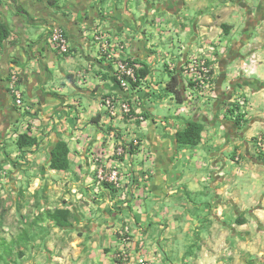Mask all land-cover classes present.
Segmentation results:
<instances>
[{
  "label": "crops",
  "instance_id": "obj_1",
  "mask_svg": "<svg viewBox=\"0 0 264 264\" xmlns=\"http://www.w3.org/2000/svg\"><path fill=\"white\" fill-rule=\"evenodd\" d=\"M193 3L0 0V24L9 28L0 42V196L5 206H34L30 215L21 210L14 231L0 229V264H138L140 255L151 264H264V157L254 147L264 133V8L254 10L246 0V15L241 7L192 15L187 8ZM250 14L261 21L249 22ZM55 26L65 29L69 53L51 45ZM97 29L120 55L141 65L137 90L123 89L115 62L99 58L88 34ZM210 43L227 46L211 60L215 96L191 102L186 78L177 72L179 102L167 88L172 74L165 52L173 51L178 61ZM241 65L247 66L242 73ZM14 68L33 107L28 113L10 91ZM79 70L85 81L76 77ZM111 93L131 102L146 121L129 125L110 116L102 101ZM240 95L253 104L243 120L231 112ZM157 104L169 113L158 114ZM182 104L190 111H181ZM191 120L204 125L202 139L181 146L176 132ZM20 131L37 144L18 148ZM135 140L154 157L145 196L133 190L140 174L134 157L123 161L134 171L127 198L107 182L97 192V167L108 171L115 147ZM59 141L69 148L65 170L51 167ZM57 207L73 212L71 225L46 215ZM125 226L134 235L127 261L116 257Z\"/></svg>",
  "mask_w": 264,
  "mask_h": 264
},
{
  "label": "built area",
  "instance_id": "obj_2",
  "mask_svg": "<svg viewBox=\"0 0 264 264\" xmlns=\"http://www.w3.org/2000/svg\"><path fill=\"white\" fill-rule=\"evenodd\" d=\"M172 25V24H171ZM178 33V32H177ZM91 34L93 43L98 50L99 58L106 57L115 62L116 76L121 87L127 91H135L139 88L142 78L139 73L141 65L130 58H124L120 53L113 48L111 40L106 34L100 30L88 31ZM49 40L51 45L59 52L66 54L71 50V43L66 34V31L61 26H55L50 30ZM201 48L198 52L188 55L186 58L175 59V53L167 50L164 55V63L171 72L179 73L186 78V98L191 102H195L197 98H202L210 101L214 96V73L211 65V60L219 55L227 52V46L218 43H210L206 47ZM181 57V56H180ZM247 70V66L241 65L240 72ZM75 75L81 81L86 80V75L83 71H76ZM10 91L14 97L16 105L23 113L32 111V106L26 98L25 90L21 85V72L14 68L11 70L9 77ZM180 110L189 112V104H182ZM103 108L112 117H121L126 119L129 125H133L138 119L145 122V117L142 113L133 112L131 102L123 99L117 93L106 95L102 101ZM253 107L248 95H240L235 100V105L231 106L234 110V116L242 115L246 118ZM23 132H19V137ZM254 147L256 153L264 157V133H259L254 138ZM114 161L106 171L105 166L97 167V182L96 191H99V186L102 183H109L117 190H123V197L127 198L130 193L129 182L132 180L134 171L127 170L123 166V161L127 157H134L137 163V171L139 176L134 181L133 190L145 196L148 188V183L154 169V157L151 151L146 149L140 140H135L129 144H119L114 150ZM139 158V160H138ZM236 161H241V156L238 155ZM97 163L102 162L100 153L95 157ZM135 170V169H134ZM134 244V235L130 226H125L119 231L120 248L116 252V257L120 260L127 261L131 256V247ZM143 244V243H142ZM144 245H142L143 247ZM138 264H151L145 255L138 257Z\"/></svg>",
  "mask_w": 264,
  "mask_h": 264
},
{
  "label": "trees",
  "instance_id": "obj_3",
  "mask_svg": "<svg viewBox=\"0 0 264 264\" xmlns=\"http://www.w3.org/2000/svg\"><path fill=\"white\" fill-rule=\"evenodd\" d=\"M9 28L6 24H0V42L8 37ZM142 68L139 69L141 73ZM147 69L142 71L145 75ZM171 79L168 83V90L173 92L179 102L183 101V92L178 88L179 86V74L171 72ZM234 115V110L231 109ZM237 120H243L242 115L236 116ZM204 125L201 122L191 120L188 122L187 126L176 132V138L181 146H192L197 145L202 139V132ZM37 144V139L35 137L29 136L28 134H21L17 139V146L20 149L32 147ZM51 167L57 170H65L69 168V148L65 141H59L52 151L51 156ZM46 215L53 219L60 226H69L72 223L73 212L67 208L57 207L53 210H47ZM244 220H240L243 222Z\"/></svg>",
  "mask_w": 264,
  "mask_h": 264
},
{
  "label": "rangeland",
  "instance_id": "obj_4",
  "mask_svg": "<svg viewBox=\"0 0 264 264\" xmlns=\"http://www.w3.org/2000/svg\"><path fill=\"white\" fill-rule=\"evenodd\" d=\"M246 0H194V3L189 5L187 8V13L192 14V15H197L198 11H208L211 16H213L214 13H217L221 8L223 7H233V8H239L243 6V3ZM248 2H251L253 4L254 10L257 9L258 4L264 8V0H247ZM201 3V4H200ZM203 4V5H202ZM245 5V4H244ZM241 11L244 10V15H246V10L242 9ZM264 16V13H263ZM249 22H259L261 21V18L259 15H251L248 18ZM173 52V51H172ZM158 105V104H157ZM157 113L158 114H165L169 113V110L165 109H160L159 105L157 106ZM168 115V114H167ZM3 198L0 196V229H4V226L9 225L10 230H15L16 227V220L18 219L17 217L20 218L21 216V210H24L26 212V215H30L33 212L34 206L32 204H20V206L16 205H7L5 206L3 203ZM10 215V218L8 217ZM1 256V255H0ZM1 258V257H0Z\"/></svg>",
  "mask_w": 264,
  "mask_h": 264
}]
</instances>
